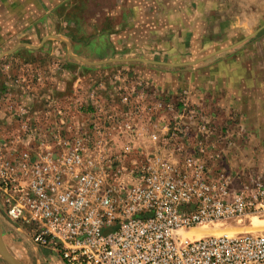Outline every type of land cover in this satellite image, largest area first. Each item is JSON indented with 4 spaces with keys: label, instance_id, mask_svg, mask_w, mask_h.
Masks as SVG:
<instances>
[{
    "label": "built area",
    "instance_id": "built-area-1",
    "mask_svg": "<svg viewBox=\"0 0 264 264\" xmlns=\"http://www.w3.org/2000/svg\"><path fill=\"white\" fill-rule=\"evenodd\" d=\"M26 74L0 93L2 225L61 264H264V231L189 235L264 218V174L222 166L232 143L185 89L120 70L59 101Z\"/></svg>",
    "mask_w": 264,
    "mask_h": 264
},
{
    "label": "crops",
    "instance_id": "crops-1",
    "mask_svg": "<svg viewBox=\"0 0 264 264\" xmlns=\"http://www.w3.org/2000/svg\"><path fill=\"white\" fill-rule=\"evenodd\" d=\"M252 1L216 10L215 0H0V93L12 75L42 72L36 95L83 99L89 81L120 70L150 80L172 102L185 89L217 130L234 124L236 142L222 166L254 174L251 166L264 161V76L248 70L263 61L246 60L264 50V37L260 46L244 43L255 31L224 28L247 20ZM8 118L1 121L6 133Z\"/></svg>",
    "mask_w": 264,
    "mask_h": 264
},
{
    "label": "rangeland",
    "instance_id": "rangeland-1",
    "mask_svg": "<svg viewBox=\"0 0 264 264\" xmlns=\"http://www.w3.org/2000/svg\"><path fill=\"white\" fill-rule=\"evenodd\" d=\"M215 2H216V6H214V8L216 10H222L224 8L225 10H229L230 8H233L235 6L234 0H215ZM248 3L252 4L253 8L252 9L249 8L243 11L244 14L246 13L248 14L249 12L250 16L247 17V20L243 21L242 23H238L237 27L235 25V21H232L231 23H225L224 28H228V29L243 28L248 31L250 30L255 31L253 36H250L243 40H244V43L258 42L257 45L260 46L262 45L261 43L263 41L262 37H264V0H254ZM220 4H223V5H220ZM232 40L240 41L241 39H232ZM258 51L261 53H258ZM258 51H257V54L256 53L253 54V57L250 60H246V61H253V62L263 61V62H260V63H263V68H260V67L257 68V66L254 65L253 66L254 69L252 71H250L249 69L248 72L249 73L253 72L254 75L257 77H263L264 76V53L262 52H264V50L259 48ZM261 121H264V119H260V122ZM233 125H234L233 123L232 125L230 124L226 126H224L223 123H221L220 126L218 125L220 127L218 129L219 133L225 135L228 138V140L232 143L231 146H234L236 142L235 141L236 132H235V128L234 129L232 128ZM244 137L247 139V143L250 142L249 140H250L251 135H245ZM260 141L264 142V137H262ZM258 153L262 154L263 152L262 150H260L258 151ZM263 156H264V153H263ZM261 162L262 161H260V163ZM251 168L252 170L258 171L260 174H264V161L261 166H258L257 168H255V166H251ZM247 219L250 221L249 225H248ZM247 219L243 220V223L245 224H241V223L235 224L236 222H232L229 225L226 224L225 226V225H222L221 223H217L213 227L203 226L202 228H204L208 232V234H214L213 232L220 234L223 232L234 233L238 231H241V232L264 231V218H259V219L247 218ZM200 229L196 230L192 234H197V231H199ZM1 230L3 232L2 237H3V241H4L6 248L22 264H58L55 259H51L49 257V253L46 250H43L41 248L34 246L31 243V241L28 239L29 236L27 234H24L23 232L21 233L13 229L11 226H7L5 224L4 225L1 224ZM0 264H8V263L0 257Z\"/></svg>",
    "mask_w": 264,
    "mask_h": 264
},
{
    "label": "water",
    "instance_id": "water-1",
    "mask_svg": "<svg viewBox=\"0 0 264 264\" xmlns=\"http://www.w3.org/2000/svg\"><path fill=\"white\" fill-rule=\"evenodd\" d=\"M27 46V45H25ZM13 50L10 51L12 53ZM2 56H0L1 59ZM3 232L1 230V223H0V257L6 261L8 264H22L20 261H18L6 248L4 241H3Z\"/></svg>",
    "mask_w": 264,
    "mask_h": 264
},
{
    "label": "bare ground",
    "instance_id": "bare-ground-1",
    "mask_svg": "<svg viewBox=\"0 0 264 264\" xmlns=\"http://www.w3.org/2000/svg\"><path fill=\"white\" fill-rule=\"evenodd\" d=\"M248 218H251V217H248ZM253 218V217H252ZM200 228H202V227H200ZM200 228H197V229H194V230H192V231H190L189 232V235L191 236V237H200V236H204L205 234L206 235H220V234H223V233H225V232H223V233H216V232H213L214 234H207V231H205V229L204 228H202V229H200ZM198 229H200L199 231H197V234H192V233H194L196 230H198ZM227 234H229V233H227Z\"/></svg>",
    "mask_w": 264,
    "mask_h": 264
},
{
    "label": "flooded vegetation",
    "instance_id": "flooded-vegetation-1",
    "mask_svg": "<svg viewBox=\"0 0 264 264\" xmlns=\"http://www.w3.org/2000/svg\"><path fill=\"white\" fill-rule=\"evenodd\" d=\"M28 239H29V237H28ZM30 240V239H29ZM56 258V257H55Z\"/></svg>",
    "mask_w": 264,
    "mask_h": 264
}]
</instances>
